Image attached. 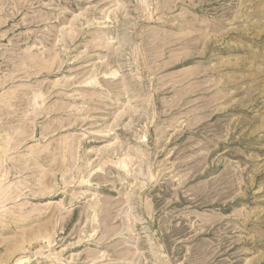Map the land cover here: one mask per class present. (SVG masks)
I'll use <instances>...</instances> for the list:
<instances>
[{"label": "rangeland", "instance_id": "rangeland-1", "mask_svg": "<svg viewBox=\"0 0 264 264\" xmlns=\"http://www.w3.org/2000/svg\"><path fill=\"white\" fill-rule=\"evenodd\" d=\"M0 264H264V0H0Z\"/></svg>", "mask_w": 264, "mask_h": 264}]
</instances>
